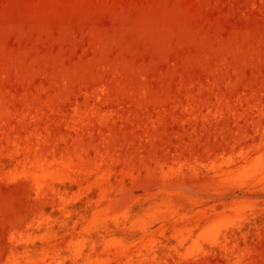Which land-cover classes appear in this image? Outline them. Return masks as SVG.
I'll return each mask as SVG.
<instances>
[{
	"label": "rangeland",
	"instance_id": "374dc122",
	"mask_svg": "<svg viewBox=\"0 0 264 264\" xmlns=\"http://www.w3.org/2000/svg\"><path fill=\"white\" fill-rule=\"evenodd\" d=\"M0 264H264V0H0Z\"/></svg>",
	"mask_w": 264,
	"mask_h": 264
}]
</instances>
